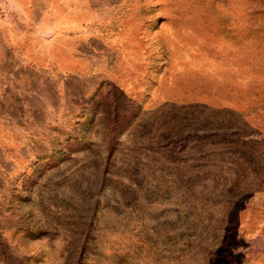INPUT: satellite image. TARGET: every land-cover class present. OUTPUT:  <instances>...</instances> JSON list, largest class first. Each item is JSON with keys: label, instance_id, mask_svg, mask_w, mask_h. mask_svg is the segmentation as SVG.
I'll list each match as a JSON object with an SVG mask.
<instances>
[{"label": "rangeland", "instance_id": "374dc122", "mask_svg": "<svg viewBox=\"0 0 264 264\" xmlns=\"http://www.w3.org/2000/svg\"><path fill=\"white\" fill-rule=\"evenodd\" d=\"M264 0H0V264H264Z\"/></svg>", "mask_w": 264, "mask_h": 264}, {"label": "crops", "instance_id": "0c3cea01", "mask_svg": "<svg viewBox=\"0 0 264 264\" xmlns=\"http://www.w3.org/2000/svg\"><path fill=\"white\" fill-rule=\"evenodd\" d=\"M255 202H250L243 209L244 217L241 218V228L243 236L253 240L252 235L259 237L262 243V249L257 250L258 255L264 253V190L258 195Z\"/></svg>", "mask_w": 264, "mask_h": 264}]
</instances>
